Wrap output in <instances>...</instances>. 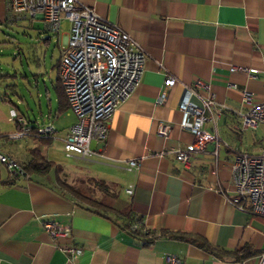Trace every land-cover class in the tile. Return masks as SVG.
Here are the masks:
<instances>
[{
    "label": "crops",
    "instance_id": "1",
    "mask_svg": "<svg viewBox=\"0 0 264 264\" xmlns=\"http://www.w3.org/2000/svg\"><path fill=\"white\" fill-rule=\"evenodd\" d=\"M78 1L129 34L146 54L144 69L130 95L113 111L104 142H90L94 154L66 157L63 138L75 115L59 99L58 70L69 31V22L62 20L67 30L60 28L49 63L44 55L34 65L40 74H48L56 100L52 119L61 122H51L57 130L54 138L42 139L51 148L28 147L17 158L1 145L19 164L30 158L32 149L53 164L44 176H11L1 168L0 264H166L167 254L178 256L181 264H257L264 250V218L233 202L231 168L238 154L261 151H242L230 139L240 135L234 136V131L247 129L241 123L246 110L241 91L256 100L264 98V0ZM6 18V0H0V26L8 24ZM22 21L46 33L47 38L39 34L37 40L50 44L55 34L45 30L42 16ZM168 76L174 82L165 86ZM197 79L210 85L220 109L206 123L220 141L217 154L215 143L208 142L183 166L172 150L191 144L194 137L180 128L178 105L184 86ZM162 93L165 99L159 104ZM198 95L208 96L203 90ZM191 100L201 105L196 95ZM50 117L48 113L43 118ZM64 117H70L67 123ZM159 123L170 127L165 138L156 133ZM48 148L64 156L52 157ZM133 159L139 168L128 170L127 162ZM129 185L134 186L132 195L125 192ZM46 218L69 227L70 237L50 238L41 226ZM124 222L158 236L144 243L121 226ZM180 234L201 238L214 251ZM66 244L81 249L72 260L60 249Z\"/></svg>",
    "mask_w": 264,
    "mask_h": 264
},
{
    "label": "built area",
    "instance_id": "2",
    "mask_svg": "<svg viewBox=\"0 0 264 264\" xmlns=\"http://www.w3.org/2000/svg\"><path fill=\"white\" fill-rule=\"evenodd\" d=\"M8 24L20 20H32L42 16L44 27L57 35L62 20L69 22V31L62 54L58 78L68 108L75 115L63 138V150L66 157L86 159L94 152L90 142L103 143L111 115L120 102L126 99L138 84L144 69L146 54L136 46L129 34L99 18L92 8L78 0H6ZM231 71L248 72L242 67H232ZM174 78L167 77L165 86L173 84ZM230 87L235 88L234 84ZM203 90L207 97H200ZM196 95L201 105L192 102ZM242 104L246 110L242 116V128H255L264 125V98L256 100L246 91H241ZM162 93L157 103L162 104ZM178 109L181 114L180 128L190 132L194 141L191 144L172 150L176 161L187 165L194 153L204 150L208 142H214L217 154L219 138L212 134L206 123L212 120V113L220 114L215 107L210 85L195 80L183 88ZM9 120L16 125L15 132L6 135L7 141H17L24 137L51 139L57 132L50 120L30 122L15 109L9 110ZM170 127L159 123L156 133L167 137ZM1 136V135H0ZM6 168L11 176H27L21 166L1 150L0 172ZM128 170L139 168L137 160L127 162ZM231 181L235 189L234 203L248 213L264 218V149L259 154L240 153L233 161ZM134 186L129 185L125 192L132 195ZM43 230L52 239L69 238L70 228L62 226L52 219H42ZM132 229L139 227L134 225ZM145 231L144 229H141ZM158 236V234H153ZM60 249L70 260L78 255L80 248L66 244ZM166 264H181V259L172 254L165 256ZM257 264H264V250L258 255Z\"/></svg>",
    "mask_w": 264,
    "mask_h": 264
},
{
    "label": "rangeland",
    "instance_id": "3",
    "mask_svg": "<svg viewBox=\"0 0 264 264\" xmlns=\"http://www.w3.org/2000/svg\"><path fill=\"white\" fill-rule=\"evenodd\" d=\"M21 21L0 26V140L2 147L11 151L17 158L24 155L28 147L41 146L46 149L51 146L49 141L27 136L17 141H7L6 135L16 130L15 123L9 120L10 108L17 109L16 111H20L27 119L34 120L35 117L38 122L49 113L52 123L55 122L57 126L61 124L59 117L52 119L56 100L48 74L44 70L40 74L34 69L37 57L42 59L45 55L46 62L49 63L57 35L50 37V44L44 43L42 40H37V37L42 34L41 38H47L46 33L36 29L33 24ZM65 30L67 27L63 22L61 31ZM36 72L37 76L34 75ZM64 119L67 123L70 117ZM242 131V133L234 131V136L240 135L235 139L231 138L230 141L236 143L242 151L260 152L264 146V125ZM59 152L55 149L50 152V156L63 157V152Z\"/></svg>",
    "mask_w": 264,
    "mask_h": 264
},
{
    "label": "trees",
    "instance_id": "4",
    "mask_svg": "<svg viewBox=\"0 0 264 264\" xmlns=\"http://www.w3.org/2000/svg\"><path fill=\"white\" fill-rule=\"evenodd\" d=\"M60 88H61V86H60ZM61 91H62V88H61ZM59 99H60L61 105L63 104V101H64V104L67 105L63 91L60 93ZM52 164H53L52 161L48 160L44 155H42L38 149H32V150H30V158L27 161L20 163L19 165L24 170L26 175L33 174V175H38V176H44L51 169ZM58 184L66 186L67 188H70L63 181L58 180ZM121 226L124 229H126L134 237L141 239L144 243H149L156 236V235H153L154 234L153 232L150 234L147 231H142L141 227L138 229H132L131 227H129L128 222L127 223L124 222ZM160 235H163V233H161ZM180 235H181L180 238L183 240H186V241L191 242V243H196L201 248H203L205 250H208L211 252L214 251V249L205 240H203L201 238H198V237H196L194 235H190V234H188V235L187 234H180ZM176 236H177V234H176ZM223 253L225 255L236 256V253L233 251L223 250Z\"/></svg>",
    "mask_w": 264,
    "mask_h": 264
}]
</instances>
